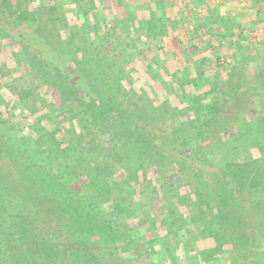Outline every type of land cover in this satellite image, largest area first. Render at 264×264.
<instances>
[{
  "label": "rangeland",
  "instance_id": "rangeland-1",
  "mask_svg": "<svg viewBox=\"0 0 264 264\" xmlns=\"http://www.w3.org/2000/svg\"><path fill=\"white\" fill-rule=\"evenodd\" d=\"M19 1L28 15L34 11L32 14L35 19L15 26L8 15L0 13V99L8 103V107H5L2 105L3 102H0V113L9 120V123L11 122L9 125L0 120V131L1 129L6 130V134L1 132L3 137H0V144H2L0 148V189H3L5 183L13 188H17L18 184L26 185L29 195L24 200L26 211L35 217V220L49 225L51 230L57 222L56 219H60V229L64 231L62 237L59 238L60 244L65 245L64 249L72 251L74 258L83 257L87 261L91 259L85 264H96L95 258L102 264H196L195 258L200 250H205L206 262L202 263L197 260L198 264H264V246H259V248L253 246L254 243L264 238V203H247L239 194L242 192L235 190L232 181L227 178V175L232 177L236 175L237 182L242 183V188L245 189L251 185L254 187L264 185V130L257 132L258 127L256 126L264 122V118L255 119L250 116L252 108L261 106L264 109V55L262 48L255 44L258 35L250 34L257 39L256 41L247 36V28H250L251 19L253 20L254 17L249 10L250 3L254 4L255 12H257V7L262 6V0H251V2L249 0H179L178 5L185 7L182 12L184 19L180 24H174L175 26L168 21L166 33L157 35L153 42H149L145 35L137 40L129 36L130 34L122 36L118 40L121 44L119 51L130 63H135L140 56L139 52L152 48V53H149V50L146 52V60L143 59L141 65L136 63L139 72L134 71V75L142 76L144 79H136L137 81L132 86L133 89L125 83L122 91L129 88L132 92L129 98L124 99L122 92V100L117 91H115L117 95L114 96V90H117L119 83L115 81L117 78L115 69L106 65L108 59H105L101 46L102 41L93 38L91 36L93 30L89 28L69 31L66 17L70 19L75 13L73 5L57 0L58 4L55 8H51L45 4L48 0H44V3L36 0ZM144 1H146L145 4L138 2L137 12L140 9L151 12L150 0ZM160 6L163 9H169V14H173L178 19L177 11L171 10L172 0H162ZM231 7L236 10H232ZM248 13L249 18H247ZM144 15L149 17L148 12ZM247 19L250 20L249 24H247ZM160 45L164 47L162 52L158 49ZM174 57H179L178 62L171 64L174 69L173 75L168 78L163 73V68L165 67L168 72L167 63ZM80 59H83L80 65L86 72V81L90 82L89 85L92 88L93 86L98 87L105 105H109L110 101L117 102L122 106L126 105L128 110L134 106L130 98L135 97L133 101L135 105L140 107L143 114L147 116L145 118L152 122L169 121L168 111L165 109L169 107V104L180 103L175 93H188L192 98L190 106L182 103L180 106L184 105L186 112L193 110L201 117L187 122L190 124V130L185 129L183 132V135L187 137L195 136L197 130L194 128L209 120L207 116L201 114V106L204 102H218L220 106H223L220 123L214 121L210 126L201 127L206 131L205 135L209 136L205 138V141L210 142L201 148L195 147L192 155L195 153L193 159L196 161V166L174 167L172 163L166 161L167 165L165 163L163 167L173 174L177 173L178 176L172 181L169 180L170 183L164 187L165 195L163 194V197L157 200L170 208L171 214L165 219L170 225V234L174 242L167 239L166 242L154 243L153 239L159 237L158 234H163L165 238L167 236L166 232L163 233V224L157 221L160 215L156 216L153 213L151 220L155 221L154 227L150 232L140 234L143 239L135 243L138 248L137 254L129 249V252L124 250L126 254L120 256L118 249L112 243H103L92 238L95 244L80 243L82 237H75L71 234V228L66 226V222L69 223L68 217L55 208V203L51 204L53 198L44 194L45 188L41 182H35L38 186L35 187L31 182L18 183L16 181L20 179L25 167H33L29 160L32 159L34 162L40 161V167H53L58 179H65L74 187L81 186L83 190L88 191L87 185L83 183L87 175L91 173L93 175L91 179L94 181L99 180L95 177L97 172L102 174L101 178L107 175L102 169L92 172L90 169L92 156H95L100 164L98 167H107L105 169L112 172L118 170H113L108 165L112 160L111 153L114 151L115 154L117 151L119 158L124 157L123 151L127 147L134 148L138 154L140 152V161L142 160L144 167L149 166L152 158L159 159L161 156L159 152L170 153L174 157L170 152V141L178 138L176 134L179 132L169 135L166 141L163 138L157 139V147L153 146V142L150 141L154 134L150 131L149 125H143L144 127L142 126L141 132L138 131L137 135L121 134V132L118 134L119 126L115 125L113 120L108 119L94 108L95 105L90 99H85L74 90L68 89L53 74L54 70L53 72L49 70L50 64L69 63L72 60L77 62ZM202 60L204 61L203 71L199 76L198 72L193 73L192 68ZM24 62L30 65V72L28 71L30 75H26L25 78L22 73H26V68L21 66ZM150 62H152L151 68L147 70V64ZM18 67L23 68V72ZM155 75H158L160 80L167 85L168 94L164 95L165 91L163 92L161 84L158 83L159 80L152 79ZM33 77L40 79V83L38 81L34 84L36 92L40 91L48 101L55 103L58 109L60 105H63L65 110L70 108V122H79L77 115L79 111H82L81 117L86 120L75 127L76 132L71 134L70 142L63 152L58 141L53 139L51 141L48 136H45V139L49 141L41 146V150L36 148L38 144L31 141L22 142L21 136L15 140L14 128L9 127L17 123L21 124V122L25 127L31 121L29 105L26 104L27 99L19 97L24 96L22 91H28L29 88L32 90L33 85L32 87L27 86L31 84ZM148 77L151 79L150 86L144 83ZM54 82L61 84L60 92L48 85ZM18 87L20 91L17 92ZM23 87L27 88L22 89ZM38 96L41 95L36 94V97ZM55 104H51L46 110L49 116H55L52 113ZM117 106L114 104V107ZM234 123L243 125L242 129L250 131L247 130L246 135L229 136L226 130V136L221 137L224 129L230 128ZM167 127L169 126H162L161 132ZM168 132H170V127ZM117 134L120 138L124 136L125 144L124 148L119 146L118 150L112 143L114 138L117 139ZM64 139L65 136L62 135L61 140ZM72 148L74 151L71 150ZM229 160L236 164L227 165ZM125 161H128L132 168L140 167V164ZM14 170L18 172L16 177ZM85 170H87L86 179L76 175ZM138 173V178L141 179L140 172ZM246 174H249L250 178H246ZM116 176L122 180L118 172ZM130 181H132L131 185L125 188L127 191L131 189V186L136 187L133 180ZM146 184L143 182L144 188L139 189L147 191L156 187L153 183L148 186ZM91 188L93 191L96 190L94 185ZM17 191L18 189H13V198ZM2 193L3 191L0 190V203H2ZM147 194L150 195L151 192ZM80 202L83 203L82 198ZM209 206L212 207L210 212L207 210ZM189 207H194L193 211H188ZM13 208H15L14 205ZM9 221L10 218L6 221V216L0 215L2 232H6L0 235V264H7L10 256L19 257L21 252L32 257L41 253L39 249L41 244L31 236L32 233L29 236L26 234L21 240L18 235L14 236L16 239L13 243L21 244L19 247H12L11 244L8 246L6 237H11L12 232H18L16 226H12ZM205 224L211 231L217 232L219 243L215 244L213 239L204 232ZM20 226L27 227L26 223ZM121 244L124 243L121 242ZM36 261L45 263L46 259Z\"/></svg>",
  "mask_w": 264,
  "mask_h": 264
},
{
  "label": "trees",
  "instance_id": "trees-1",
  "mask_svg": "<svg viewBox=\"0 0 264 264\" xmlns=\"http://www.w3.org/2000/svg\"><path fill=\"white\" fill-rule=\"evenodd\" d=\"M36 1L44 3V0ZM62 2L73 5L74 7L75 13H73V16L75 17H73L72 15L70 19L68 18V16L66 17V23L70 32L76 29L86 30L87 28H89L93 30L91 36L93 38H96L97 41L99 39L100 41H102L101 46L103 47L105 59H108L106 65L115 69V75H117L115 81L119 83L117 90H114V96L120 93V100H122V92L124 93L123 99L131 96L132 90H130L129 88L128 90L126 88L125 91H122L125 83H128L129 87L133 89L132 86L137 80L144 79V77L142 76L139 77L138 75V77H136L134 75V71L137 73L139 72V67L138 64L136 65V63H139L141 65V63H143V59L146 60V52L149 50L148 52L152 53V48L150 47L151 49H148L146 51L142 50L143 52H139L138 54L140 56L135 60V63H130V61H128L127 58L124 57L122 53H120L119 49L121 47V44L118 40L122 36L130 34L129 36H132L134 40L140 39L141 36L145 35L148 37L149 42H153L154 38L157 35L166 33L165 30L169 25L168 21L172 25H177V23L180 24L184 19L182 12L184 11L185 7L182 5H178L179 0H172L173 6L171 8V10L174 9L175 11H177V13L179 14V20L176 19L173 14H169V9L161 8L160 3L162 2V0H150L151 12L144 9H140L139 12L136 11L139 9L138 2L140 4H145L146 1L144 0H62ZM45 4H47V6L51 8H55V5L58 3L57 0H48ZM231 8L232 10H236V8ZM18 9L21 11H16ZM33 12L34 11H32V13ZM145 12L149 13V17H145ZM0 13L8 15L15 26H18L19 24L21 25L23 22L30 21L31 19H35V16L32 13L28 15V13H26L22 9L19 0H15V2L14 0H0ZM5 31L7 32V30ZM158 49L160 50V52H162L164 50V47L160 45ZM91 51L94 50L91 49ZM178 58L179 57H174L172 61H169L167 63V70H169L168 72L165 70V67L163 68V73L166 74V77H172V71L174 69L171 64L173 62H178ZM82 60L83 59H80L77 62L72 60L69 63L61 62L57 65L50 64L49 70L51 72H53L52 70H54L53 74L57 77L58 80L62 81V84H64L68 89L74 90L85 99H90L95 105L94 108L99 110L108 119L113 120L115 125L119 126L118 134L119 132H121V134L137 135L138 131L141 132L143 125H149L151 127L150 131L154 134L150 141L153 142V146L157 147V139L163 138V140L166 141L169 135L171 136L172 133L179 132V134H176L178 135L176 136L178 138H174L172 141H170V152H172L174 157H172L170 153L164 154L163 152H159L161 155L160 158H152L150 160L149 166L144 167L142 160L140 161V152L138 154L134 151V148L127 147V149L123 151L125 154L124 157L119 158V156L117 155V151L115 152V154L114 151L113 153H111L112 160L108 165L111 169L118 170H115L116 172H112L110 170H106L105 168L107 167H98L99 163L97 162L96 157L92 156L90 160V169L92 170V172L102 169V171L106 172L107 175L105 178H101L100 176L102 174L97 172V176L95 177L99 178V180L101 179L100 181L98 180V182L97 180L94 181L91 179V177H93L91 173L87 175V170H85L83 173H77V176H82V178L85 179L86 175L88 176L86 179V181H88H83V183L87 185L86 187H88V191L83 190L81 186L78 188L74 187V185L69 184V181L67 182L65 181V179H58V177L55 176L57 173L56 170H53V167H40L41 162H34L32 159L29 160L30 165L33 167H25V170L21 174L20 179L16 181H18V183L31 182L35 187H38L37 183L35 182H41V184L44 185L45 188L44 194H48L53 198L51 204L55 203V205L57 206H55V208H58L57 210L60 213L68 217L69 223L66 222V226H69L71 228V234H73L75 237H82L80 243L87 245L91 243L95 244L96 242H94V240H99L103 243H112L114 247L118 249L120 256L126 254V251L124 250H127L129 252V249L137 254L138 248L136 247L137 245L135 243L139 242L143 237L140 234L143 235V233L150 232L154 227L153 225L155 221L151 220L153 219L151 215L153 213L156 216L160 215L157 218V221L163 224L164 227L162 228V230L164 231L163 233L166 232L165 235L167 236L165 238L163 234H158L159 237H154L153 239L154 243H162L163 241L166 242L167 239L174 242V238L170 234V225L165 219L171 214L170 208L165 203H160L157 200L158 198L163 197V194L165 195L166 189H164V187H166L165 185H168L170 183L169 180L172 181L176 177H178L176 175V172L179 171V169L175 171L176 174H173L163 167H165L166 161L170 164L172 163L174 167L196 166V161L193 159V155L195 153L192 155L195 147L201 148L203 146H206L208 142H210L205 141V138H208L209 136L205 135L206 131L201 127L208 125L210 126L214 121L220 123V114L223 110V106H220L218 102L212 103L211 101H207V97L204 98L207 102H204L201 106V114L202 116H207L209 120L194 128L197 130L195 136L187 137L183 135L185 129L190 130V124L187 122L192 119H198L201 117L193 110H191L190 112L185 111L184 105L188 106L189 104L190 106V102L192 101V98L189 97L190 95L188 93H175L180 100L179 102L184 105L180 106V103L177 105L176 103L175 105L169 104V107L165 109V111H168L167 118H170L169 121L166 120L165 122L161 123H158L156 121L152 122L147 120V118H145L147 116L143 114L142 109L135 105V102H133L135 97L133 96V99L130 98V100L131 104L133 103L134 106L133 108L130 107L128 110V107L126 108V105L122 106L117 102L112 103V101H110L109 105H105L104 98L101 95V92L98 90V87L95 88L93 86L92 88V86L89 85L90 82L86 81V72L80 65ZM151 63L152 62L147 64V70H150ZM202 63H204L203 60L199 61L195 65V67L192 68L193 73L198 72L197 74L201 76V73L203 71ZM21 66H24L26 68L25 73L23 72V68L18 67V69L22 70L23 78H25V76L29 74L28 71L30 72V65L24 62V64L22 63ZM127 71L129 72L125 74ZM152 79L159 80L158 83L161 84L163 92L165 91L164 95L168 94L169 89L166 88L167 85L160 80L158 75H155ZM38 81L40 83V79L38 80L33 77V80H31V84L27 86L32 87L33 85L32 90L29 88L28 91H22L21 93L24 96L19 97L21 99H27L26 104L29 105L28 110L31 121L25 127L22 122L21 124L17 123V125H11L9 127L14 128L13 134L15 135V140L19 139V136H21L23 138L22 142L25 140L31 141L32 143L38 144L36 148L38 150H41V146L45 145L49 141V139H45V136H48L51 138V141L52 139L58 141L59 147L63 152L66 150L65 147H67L70 142L71 134L74 133V131L76 132L75 127L82 121L86 122V120L81 117L82 111H79V113L77 114L79 117V122H70V108L65 110L64 106L60 105L58 109L57 105L51 101H48L40 91L36 92L34 90V84ZM150 82L151 79L148 77L144 83L145 85L148 84L147 86H150ZM48 85L52 89L60 92V83L56 82L55 84L54 82L52 83V85ZM27 87H23L22 89H25ZM19 88L20 87H18L17 92L20 91ZM106 91L109 93L107 89ZM115 91H117V94H115ZM36 94L41 96L36 97ZM117 99L119 100V98ZM130 100L128 101L130 102ZM0 102H3L2 105L8 107L7 102H4L1 99ZM51 104L56 105L53 108L52 112L55 116H49L46 112ZM114 104H117L118 106L114 107ZM175 115L180 116L178 117ZM250 116L255 119H262L264 118V109L261 106L254 107L250 110ZM0 120L3 123L7 122V124L9 125L11 123H9L8 119L4 118L2 113H0ZM166 125L170 127V132H168L169 127L161 132L162 126ZM256 126L258 127L257 132L264 130V122H261L260 125L258 124ZM242 128H244L243 125H237L236 123H234L230 128L224 129V132L221 133V137L223 135L226 136V130L228 131L229 136H233L236 134H238L239 136L246 135L248 132L247 130L249 129ZM1 132L3 134H6V130L3 131L1 129L0 137H3ZM118 134L117 139L114 138L112 140V143L114 147H117V150L118 148H120L119 146H121L122 148H124L125 146L124 136L122 137V139L120 138V136H118ZM62 135L65 136L64 140H61ZM1 146L2 144H0V148ZM71 150L74 151V148H72ZM56 152L58 151L56 150ZM72 153L75 154L74 152ZM26 159L28 160V158ZM125 160H129L131 163H135L136 165L140 164V167L136 166L132 168L131 164ZM134 160L137 162H135ZM80 161L81 160H79V162ZM233 164L236 163L231 160L227 161V165L231 166ZM14 172V175L16 177L18 175V172L16 170H14ZM117 172L122 180L117 178ZM138 172H140L141 179L138 178ZM123 174H125L124 177ZM245 176L246 178H250L249 174H246ZM2 177L3 176H1V178ZM128 177L130 180H133L136 187L133 188V186H131V189L127 191L126 189L131 185L132 182L128 179ZM227 178L232 181L235 190L242 192L239 194L243 196L244 200L247 203H264V185H260L259 187H254V185H251L250 187L245 189L242 188V183L237 182L238 180L236 175H234V177L227 175ZM143 182L147 183V186L151 185L152 183L154 185L156 184V187H158V189L156 187L147 191H145L144 189H139L144 188L142 185ZM254 184L259 185L258 183ZM92 185H94V187L96 188L95 191H93V189L91 188ZM16 187L17 188H13L10 186V184L8 185V183H5L2 187L3 189H0L3 191L2 203H0V215H2L3 217L6 216V221L7 218H10L11 222L9 221V223L12 224V226H16L15 228L16 230H18V232H12L11 237H6V243L8 244V246L11 244L12 247H19L21 244L16 245L15 243H13V241L16 239V237L14 236L18 235L19 240H21L26 234H28L29 236V234L32 233V235H30L41 244H39L41 253L37 254V256L35 257H32L29 254L21 252L19 254V257H16L14 255L10 256L7 264H64L65 262H67L68 264H85L89 262L91 259L87 261L83 259V257H72V251L64 249L65 245L60 244L61 240L59 241V238L62 237L64 233L63 229H60V219H56L57 222L51 230L49 225H47L45 222L41 223L35 220V217H33L29 212L26 211V203H24V200L26 197H29L27 193V187L24 184H18L16 185ZM13 189H18L17 193L14 194V198L12 193ZM148 192H151V194H147ZM259 192H261V194H259ZM81 198L83 200L82 204L80 202ZM13 205L15 208H13ZM21 207H23V209H20ZM159 207H161V209ZM189 208L190 209H188V211H193L194 207ZM208 208L209 209L207 210L210 212L212 210V207L209 206ZM22 223H26L27 227L24 228L20 226L22 225ZM1 228L2 227L0 224V229ZM205 228V231L203 229L202 230L206 234H208V237L212 238L215 244L219 243L217 232L211 231L208 226H206V224ZM1 233L6 234V232H2V229L0 230V235ZM91 238L94 240L92 241ZM171 238H173V240H171ZM121 242L124 244L120 245ZM253 246H257V248H259V246H264V238L260 242L256 244L254 243ZM204 251L205 250H200L199 254L196 255V264H198V262H206ZM237 254L238 252L235 256H237ZM44 258L46 259L45 263L36 261L37 259ZM94 261L96 264H102L101 262L97 261L96 258Z\"/></svg>",
  "mask_w": 264,
  "mask_h": 264
},
{
  "label": "crops",
  "instance_id": "crops-1",
  "mask_svg": "<svg viewBox=\"0 0 264 264\" xmlns=\"http://www.w3.org/2000/svg\"><path fill=\"white\" fill-rule=\"evenodd\" d=\"M249 1L251 2V0ZM253 5H254L253 3H250L249 10L251 11V15L253 14L254 17H253V20L251 19V25H249L250 28H247L248 29L247 36L252 38L253 41H256L257 39L254 38V36H250V34H256V36L258 35V40L255 42V44H257L258 47L262 48L263 55H264V0H262V6L259 5V7H257V10H258L257 12H255V6ZM249 16L250 14L248 13L247 18H249ZM249 23H250V20L247 19V24Z\"/></svg>",
  "mask_w": 264,
  "mask_h": 264
}]
</instances>
